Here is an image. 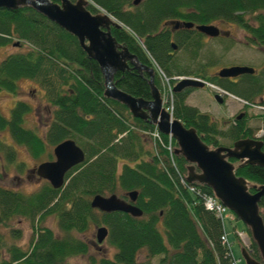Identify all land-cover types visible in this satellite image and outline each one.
<instances>
[{
  "label": "trees",
  "instance_id": "1",
  "mask_svg": "<svg viewBox=\"0 0 264 264\" xmlns=\"http://www.w3.org/2000/svg\"><path fill=\"white\" fill-rule=\"evenodd\" d=\"M91 1L89 11L96 13L99 6L119 22L121 26H112L111 33L120 44L143 65L153 66L154 60L170 79L190 75L184 65L175 63L171 42L187 49L192 59L203 44L187 42L190 32L172 31L165 22L209 24L224 19L242 25L240 12L264 9V0H141L137 5L133 0ZM256 21L258 27L251 31L264 45V14L256 16ZM14 43H18L16 50L0 61V92L17 95L21 80L35 81L50 107L51 121L39 135L24 124L30 105L16 101L8 118L0 112V131L7 129L12 140L35 157L46 153L47 146L72 138L85 152V159L66 173L59 188L47 181L32 192L0 185V264H79L74 259L88 256L90 250L89 241L81 236L100 225L108 228L105 240L113 254L98 259L89 256L88 264H152L154 258L156 264H232L230 248L222 243V220L203 204V197L212 195V189L193 183L199 191L192 192L183 184L187 162L180 155L172 162L164 144H154L147 134L154 125L133 117L124 104L105 96L100 67L78 39L30 6L1 8L0 48ZM193 75L264 105V98L254 102L262 83L256 86L212 74ZM114 82L133 97L151 99L145 73L130 68L117 72ZM154 83L160 89L157 74ZM192 91L185 88L174 93L172 115L185 127L195 128L208 146L220 145L221 137L253 136L247 117L222 128L209 113L189 105L186 100ZM260 117L264 119V114ZM161 136L166 142L167 136ZM262 140L264 143V136ZM0 152L5 156L3 168L21 169L16 150L1 138ZM50 158L51 152L46 159ZM230 160L236 175L250 183V192L255 191L254 185L264 183V167ZM133 190L137 191L133 204L142 210L141 216L102 212L90 205L96 194H120L127 199ZM259 209L264 221V197ZM50 216L56 219L57 231L44 223ZM15 219L30 223L32 235L26 248L16 241L22 233L15 228ZM245 231L249 233L246 227ZM247 249L252 258L261 261L252 239ZM141 251L144 260H139Z\"/></svg>",
  "mask_w": 264,
  "mask_h": 264
},
{
  "label": "water",
  "instance_id": "2",
  "mask_svg": "<svg viewBox=\"0 0 264 264\" xmlns=\"http://www.w3.org/2000/svg\"><path fill=\"white\" fill-rule=\"evenodd\" d=\"M141 0H133L139 4ZM87 0H0V9L14 10L22 6H30L59 27L73 34L84 49L87 56L95 60L102 72L105 83V96L124 104L131 115L145 120L166 135H171L177 142L175 153L181 155L188 163L186 180L198 182L210 187L220 202L232 211L250 230L251 237L256 243L261 261L252 258L245 248L242 257L246 264H264V221L260 214L259 202L264 197V183L256 186L255 192L249 191V183L235 173V166L229 160L234 158L242 165L255 164L264 167L263 141L257 138H241L235 140L232 146H217L210 148L198 136L195 128L185 127L162 106L160 91L154 83L155 70L151 66L140 63L135 54L120 44L112 35V26H121L107 13H91L86 6ZM175 28L180 22L171 21ZM185 27L193 26L184 23ZM196 29L209 36H217L219 30L214 25H198ZM175 48V43L172 42ZM130 68L140 74H147L151 89V99L144 100L117 88L114 75ZM249 66L234 65L221 68L217 75L220 77H236L242 73H252ZM206 82L195 78H184L174 86V92L187 87H204ZM215 98L222 102L220 94ZM238 115L237 118H240ZM53 153L54 160L38 164L34 172L40 179L47 180L52 187L59 188L65 182L66 173L75 165L84 161L85 153L72 139L58 143ZM130 202L116 194H96L90 200L91 207L103 212L122 211L132 216H141L142 210L133 204L137 191L128 192ZM108 235L106 226H101L96 232V242L102 243Z\"/></svg>",
  "mask_w": 264,
  "mask_h": 264
},
{
  "label": "rangeland",
  "instance_id": "3",
  "mask_svg": "<svg viewBox=\"0 0 264 264\" xmlns=\"http://www.w3.org/2000/svg\"><path fill=\"white\" fill-rule=\"evenodd\" d=\"M235 26V24L233 25ZM220 25L223 29H228V35L225 38L223 36H217L214 38H208V42L203 45L199 50V54L196 59H192L189 56L187 49L179 47L174 49L173 56L175 63L182 66L190 73L187 76H194L193 74L199 73L201 75H210L223 66L228 65H245L261 69L262 63H264V48H260L254 45H244L242 39L243 31L238 27ZM237 26V25H236ZM204 36V35H202ZM202 38V37H201ZM17 47L5 46L0 48V60L5 57L9 52L15 51ZM226 49V50H224ZM165 77L168 78L167 75ZM160 85H161V79ZM264 82V79H262ZM264 84V83H263ZM20 93L18 95L10 94L6 91L0 92V112L9 116L10 108L17 100H24L29 103L31 107L35 108L28 112L25 116V126L35 129L40 135L46 129V125L49 122V107L46 105L42 91L33 80L24 79L19 82ZM263 92H261L262 94ZM226 96V95H225ZM225 98V97H224ZM259 95H256L254 102L259 101ZM187 103L198 107L201 111H207L209 114L221 124L220 127L225 128L228 124L233 123V119L243 110V102H238L232 96L228 95L223 103H218L214 98L206 92L204 89H195L194 92L187 98ZM47 106V109H46ZM38 107V108H37ZM38 110H37V109ZM260 114H264V110H259L256 107H252L247 110V114L243 115L247 117V122L252 127L254 134H257L261 128L264 129V119L260 117ZM0 136L4 141L10 142V136L7 129L0 131ZM4 137V138H3ZM232 143L231 139L221 137L219 138V144L229 146ZM211 148L217 146H210ZM53 146H47L46 153L41 156L35 157L31 154V151L27 150L24 146H16L17 161L22 165L21 169L14 166L3 168L5 165L4 153L0 152V185L8 188L19 189L23 192H32L39 188L45 180L39 179L35 174L30 173L29 169L34 168L38 163L47 158V154L51 152ZM3 169H2V168ZM29 176V177H27ZM120 196V194H117ZM121 197V196H120ZM54 230H58L56 219L52 216L48 217L44 222ZM227 239L231 247V253L239 264H245L242 258V245L248 246L251 242L250 235L245 230V225L241 220H230L224 217L223 220ZM15 228L19 229L22 233V237L15 239L22 247H27L32 235V229L30 223L27 220H14ZM101 226H94L84 235L90 243V250L88 256H80L74 259L79 264H88L89 256L98 259L101 256H110L113 254V248H111L106 240L98 245L96 243V232ZM145 252L139 253V260H144ZM157 258L152 260V264H156Z\"/></svg>",
  "mask_w": 264,
  "mask_h": 264
},
{
  "label": "flooded vegetation",
  "instance_id": "4",
  "mask_svg": "<svg viewBox=\"0 0 264 264\" xmlns=\"http://www.w3.org/2000/svg\"><path fill=\"white\" fill-rule=\"evenodd\" d=\"M240 13H241L242 19H243L242 25H237V24H235L233 22H230V21H227V20H224V19H216V20L212 21L209 24H194L193 22H181L179 20H171V21H178V22H180L179 27L175 28L173 26V24L170 23L171 21L165 22L164 25L171 27V30L172 31H182L183 29H186L188 32H190V38L187 39V42L188 41H191V44H193V45L196 44V42H200L204 46H206L205 44L208 42V38H214V37H217V36H223L224 38H225V36L227 37L229 30L228 29L221 28L220 25H224V26L227 27V26H233L235 24V26H233V27H238L239 29H242V31H243L242 39L244 40V45L250 44V45H254V46L260 47V48H264V45L261 44L257 40L256 36L251 31L252 29L258 27V25L256 23L257 22L256 21V16H258L260 13H263L264 14V9L255 10L253 12H251L250 10H246V11H243V12H240ZM184 23H192L193 26H191V27H185L184 26ZM198 25H214V26H216L218 28L219 34L217 36H209V35H206V34L200 32V31H198L196 29V26H198ZM196 33H199L200 35L199 34L197 35ZM202 35H204V36H202ZM172 48L174 50V49H178L179 47L176 45L175 48L173 46H172ZM224 50H226V49H224ZM188 53H189V56H190V52H188ZM196 57H195V59H196ZM261 65H262L261 69H257L255 67H252L251 65H249V67H251V68L254 69V72H252V73H242V74H240V75H238L236 77H229L228 79H231V80H233L235 82H238V83L239 82H242V83L244 82L245 83V82L250 81L252 84H255L256 86L260 85V83H262V85H263L264 82H262V79H264V63H262ZM228 66H231V65H228ZM212 75H216L215 72ZM202 89L206 90V92L211 96V98H214L215 99V92H214V90H212L211 88H209L207 86L203 87ZM262 92H263L262 94L261 93L259 94V98L261 100L264 98V87L262 88ZM47 106H46V109H47ZM242 107H243V110H241L239 112V114L240 113H243V115H246L247 114V110L252 108L251 106H248V105H243ZM49 109H50V107H49ZM33 110L35 111V108L34 107H33ZM47 111H49V110H47ZM263 136H264V131L261 134V136H259V137H261L260 139H262ZM10 139H11V141L10 142H6V143L8 145H10V146H13L15 150H16V146L17 145L18 146H21L19 144H16L12 140V138H10ZM29 172L30 173H33L32 172V168L29 169ZM27 177H29V176H27Z\"/></svg>",
  "mask_w": 264,
  "mask_h": 264
},
{
  "label": "built area",
  "instance_id": "5",
  "mask_svg": "<svg viewBox=\"0 0 264 264\" xmlns=\"http://www.w3.org/2000/svg\"><path fill=\"white\" fill-rule=\"evenodd\" d=\"M165 88H164V92H163V99L164 102L167 104V109L169 111H172L173 109V93H172V86L171 84L168 82V80L165 78ZM153 136L155 138H158L159 140H161L160 138V134L158 132H154L152 133ZM164 146L170 151L172 152V143L171 140H169V142L167 144H164ZM191 190H194V188H190ZM204 205L207 209L209 210H213L215 211L218 215H222L226 209L225 207H223L215 198H213L212 196H204ZM222 239L225 241V237H222Z\"/></svg>",
  "mask_w": 264,
  "mask_h": 264
}]
</instances>
